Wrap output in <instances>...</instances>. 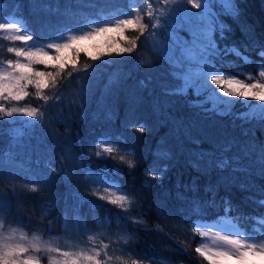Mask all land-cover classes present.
I'll list each match as a JSON object with an SVG mask.
<instances>
[{
	"label": "trees",
	"instance_id": "obj_1",
	"mask_svg": "<svg viewBox=\"0 0 264 264\" xmlns=\"http://www.w3.org/2000/svg\"><path fill=\"white\" fill-rule=\"evenodd\" d=\"M197 2L0 0V22L21 29H0V74L8 60L27 62L9 48L55 56L49 43L137 16L149 24L142 36L95 37L117 47L139 36L131 54L93 61L82 52L77 70L39 95L33 84L20 101L0 97L2 228L90 243L112 264H207L195 220L228 222L264 245V101L226 98L211 84L212 75L264 83V0ZM177 7L180 27H153ZM21 34L34 39H12Z\"/></svg>",
	"mask_w": 264,
	"mask_h": 264
},
{
	"label": "snow or ice",
	"instance_id": "obj_2",
	"mask_svg": "<svg viewBox=\"0 0 264 264\" xmlns=\"http://www.w3.org/2000/svg\"><path fill=\"white\" fill-rule=\"evenodd\" d=\"M187 2L191 3L194 8L199 9L202 7V3L197 2V0H187ZM203 2L206 4L207 0H203ZM148 7L151 8V4H149ZM179 11V7L173 9L171 16L166 19L163 24H160V22L157 21V25H154L153 27L159 26L168 31H170L172 27H180ZM147 15L149 19H151L153 14L149 11ZM3 19V12L0 10V20ZM184 20L186 22L187 18L185 17ZM0 29L21 31V29L18 28L17 23L7 22H0ZM126 29H133L142 36L149 30V24L142 22L140 17L137 16L135 19L121 20L114 28L100 27L96 30V32H86L83 35L72 36L70 40H67L64 43H49L47 48L54 49L56 52L55 56H50L48 52H42L39 49H29L28 51H25L23 48H9V52H15L17 57H23L27 62L21 63L19 60L7 61L9 71L6 74H0V97H3L4 99L11 97L12 100L20 101L29 95L27 88L29 85L33 84L38 90L37 94L39 95L40 92H42L43 89L48 88L50 84L54 86L57 83V78L61 77L66 70H68L67 74L71 76L77 70V62L82 52L91 57L93 61L100 59L104 55L111 56L114 54H131L137 47V41L140 38L139 36L128 41L127 44L119 45L117 47H113V43L111 41H106L103 44L95 42V37L98 35L107 34L109 32H118L122 34ZM12 39L29 42L33 41L34 36L21 34L13 36ZM77 45L81 46L76 47ZM66 51H70L72 56L69 58H63L61 53ZM261 55H264V52H262ZM49 61L53 62L52 67L55 69L54 71H40L33 67L34 65H47ZM169 63L171 64L172 61L169 60ZM261 75L264 76V72H261ZM205 83H207L206 80ZM190 84H192V82L188 78H185V87ZM211 84L222 85V94L223 97L226 98L254 97L255 99L264 101V83L245 84L243 81L238 79H224L220 75H212ZM192 86L195 87L196 85L192 84ZM179 91L180 89L169 90L168 94L175 95ZM5 93L7 95H5ZM220 104L227 106L228 100H221ZM2 111H4V109L0 107V112ZM13 111H16V109L7 111V116L11 117ZM20 111L24 110L20 109ZM36 114V109L26 113L29 117H34ZM218 114L223 115L224 113L221 112ZM139 131L144 132V127L141 126ZM108 151L110 152L111 149H108ZM219 166L220 165H218V167ZM120 199L122 200L123 197H120ZM111 202L113 204L117 203L116 200H112ZM261 203H264V201ZM201 235H206V233H202ZM217 237L219 240L228 245L232 251L230 252L226 249H216L206 253V251L201 248L196 249V251L201 253V255H208L209 258H212L213 264H216V261L221 258H235L238 261H244L245 257L250 252L264 254V247L257 249L255 245L242 242L235 236L220 235L217 233ZM27 251L28 249L26 248H9L5 252H0V264H38L37 261H22L17 258L18 253ZM84 261L85 264H101V261L98 260L96 256H85ZM65 264H69V262L65 261ZM70 264H81V262L79 260H72Z\"/></svg>",
	"mask_w": 264,
	"mask_h": 264
},
{
	"label": "rangeland",
	"instance_id": "obj_3",
	"mask_svg": "<svg viewBox=\"0 0 264 264\" xmlns=\"http://www.w3.org/2000/svg\"><path fill=\"white\" fill-rule=\"evenodd\" d=\"M264 72V71H263ZM264 222V221H263ZM191 228L196 231L200 240L198 241V248L205 250L206 253L214 251L216 249H226L232 251V249L226 245L223 241L219 240L217 233L220 235H229L239 238L242 242L253 244L257 249L264 247L263 244L258 243L252 236L245 237L240 230L232 226L228 222L224 221H209V220H195L191 223ZM206 233V235H201ZM9 248H26L27 252H20L23 260L41 262V256L45 253L46 264H65L68 261L69 264L72 260H79L81 264H85V256H95L97 248L90 243L76 244L69 240L64 243H55L53 240H41L37 235H27L20 230L5 229L0 226V252H5ZM208 259L207 264H213V259L208 255H204ZM101 264H112L109 261H105ZM174 264H183L181 262H175ZM216 264H264V254H257L250 252L244 259V261H238L235 258H221L216 261Z\"/></svg>",
	"mask_w": 264,
	"mask_h": 264
}]
</instances>
